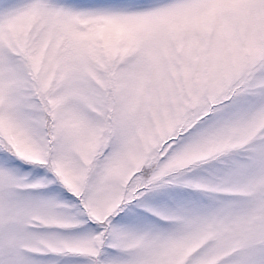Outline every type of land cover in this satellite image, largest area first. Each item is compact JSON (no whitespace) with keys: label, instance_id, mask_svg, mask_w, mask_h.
I'll use <instances>...</instances> for the list:
<instances>
[{"label":"snow or ice","instance_id":"1","mask_svg":"<svg viewBox=\"0 0 264 264\" xmlns=\"http://www.w3.org/2000/svg\"><path fill=\"white\" fill-rule=\"evenodd\" d=\"M0 264H264V0H0Z\"/></svg>","mask_w":264,"mask_h":264}]
</instances>
